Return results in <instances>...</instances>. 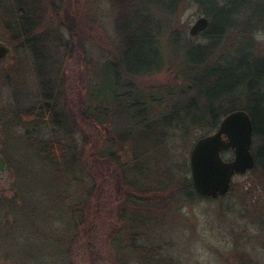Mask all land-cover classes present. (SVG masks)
<instances>
[{
  "label": "rangeland",
  "instance_id": "rangeland-1",
  "mask_svg": "<svg viewBox=\"0 0 264 264\" xmlns=\"http://www.w3.org/2000/svg\"><path fill=\"white\" fill-rule=\"evenodd\" d=\"M202 1L218 19L221 30L228 29L227 36L210 52L209 67L194 73L189 64L205 59L190 49L209 41L189 34L200 17L211 22L205 7L193 0H180L171 15L154 4L150 12L159 25L155 30L160 31L164 66L151 76L132 79L141 94L130 88L121 74L125 61L115 26L119 9L111 0L60 1L57 8L61 11L53 9L54 0H0V43L11 49L0 61V155L10 154L21 167L19 184L27 201L17 228L6 226L15 222L12 217L0 221V264H68L60 252L68 216L62 210L42 211L51 199H63L62 194L53 196L58 183L53 179L58 176L56 168L49 169L47 178L37 147L20 136L33 128H10L3 122L8 111L37 105L41 89L48 91L49 86L63 111L65 128H42L39 136L65 140L76 147L83 165V169L80 164L76 168L79 176L94 185L90 217L84 235L73 243L69 264H154L146 257L140 262L133 252L135 245L153 252L155 264L163 260V264H242L236 255L240 253L264 262V168L256 163L247 174L236 176L231 192L224 197H186L181 182L192 177L191 150L209 129L188 123L184 133L172 126L160 142L165 129L159 128L158 122L171 123L183 107L188 109L185 99L196 92L192 91L194 76L198 93L203 91L204 97L239 95L243 79H247L246 89L257 81L264 83V0ZM17 7L30 13L23 17L24 24L35 27L29 35L34 41L28 44L30 49L23 46L25 38L16 36ZM250 71L254 75L259 72L258 80ZM214 73L216 77L210 78L214 83L205 87L202 82ZM227 73L233 78L225 77ZM177 88L186 91L185 99L177 95ZM129 92L131 97L124 98ZM152 94L154 99L165 100V106L153 104L154 117L138 105L143 95L150 99ZM91 102L104 107L102 116L110 125H97L92 116L83 118ZM197 108L198 104L189 107L193 116L199 112ZM10 132L19 136L8 140ZM109 138L122 140V144L113 142L114 157H101L110 148ZM156 144L158 148L152 151ZM262 147L264 141L254 137L255 157ZM233 157V152L224 155L226 160ZM17 184L15 169L8 167L0 175V198L17 197L20 206L23 200ZM73 195H77L76 188ZM140 202L151 206L146 208ZM145 209L148 211L143 212ZM9 234L5 245L4 237Z\"/></svg>",
  "mask_w": 264,
  "mask_h": 264
},
{
  "label": "trees",
  "instance_id": "trees-1",
  "mask_svg": "<svg viewBox=\"0 0 264 264\" xmlns=\"http://www.w3.org/2000/svg\"><path fill=\"white\" fill-rule=\"evenodd\" d=\"M54 1L56 2V7L53 9L61 11V8H57V4L60 1L64 4L65 0ZM212 1L215 2L214 0ZM111 2L119 9V13L115 20V26L116 31L120 37L121 52L123 54V60L125 61L124 72L120 73L125 77L126 83L130 88H133L141 93V91L135 86L134 82H132V79L151 76L152 74L161 71L164 66L163 50H161V43L159 40L160 31L156 32L155 30V28H158L159 25L153 12H150V7L154 4H157V6H160L161 9L173 15L178 9L180 0H156V2L154 0H111ZM193 2L201 5L202 7H205L206 14L211 18L209 28L200 35L202 38L207 39L209 43L203 46H194L190 49L193 53H198V55L205 58L199 63L189 62L192 71L195 70L194 73H196L198 71H201L205 67H209L207 61L209 60L210 52L213 49L215 50L219 46L220 41L223 37L227 36L228 29L221 30L218 19L210 13V10H208V8H206L208 5L205 4V1L193 0ZM24 16H30V13H26L25 11H23V9L17 7L15 12V25L17 29L16 36L18 40L25 38L23 46L30 49L31 47L28 44H30L31 42L33 43L34 41L33 39L29 38V35L35 29V27H29L25 25L23 20ZM32 19L34 20V18ZM126 61H128L127 64ZM110 64H112L113 66H117L118 63L111 62ZM204 64L206 65L203 66ZM252 71H250L249 74H252ZM252 75L254 77L256 76L258 80L259 72H257L256 75ZM229 76L230 78H233L232 73H227L225 75V77ZM250 76L251 75H249V77ZM214 77H216L215 73L214 75H208L206 81H203L202 84L205 87L212 86L214 82L210 81V78ZM194 80L195 86H193L192 91L196 92L193 94V96L185 99L184 96L186 95V91L184 92V90L181 88H177L175 91L179 97L186 100L185 105H188V109H184L183 107L174 115L173 121L171 123H167V121L159 118L160 121L158 122V127H162L165 129L164 136L160 142H162L166 138V135L169 134V128L172 126L175 129L180 128V131L182 130L184 131V133H186V131H188L186 128V125L188 123H190L191 127H207L209 131L206 135L212 134L218 129L222 119L225 116L237 110H245L249 113L254 123V137H257L259 138V140L261 139L264 141V83H260L259 81H257L251 87H249V84L248 88L246 89L247 79H243L240 85L242 88V92H240L239 95L217 94L216 96H211L207 94L204 97L203 91L198 93L196 86L197 80L195 76ZM49 87V89L47 88L48 91H46L45 88L41 89V95L37 105L31 107V109L29 110L8 111L7 115H9V118H6V115L5 118L3 117V122L6 121L8 124L6 125L10 128L14 127L15 125L23 128H33V131H31L30 129H26L25 131L27 132L20 136H23L25 140H27V143L31 142V145L37 147L39 161L42 165L41 170L44 171L45 174H47V178L50 177L48 175V172L50 171L49 169L51 167L56 168V172L58 173L59 177L57 175H54L53 179L54 182L58 181L59 186L57 187V183L56 193L53 196L57 195L59 197V195L62 194L63 199L59 198L62 199L60 201H58V199L57 201L51 199V201L47 203V208L42 209V211L51 212L55 210H62L64 213H66L65 216H68V218L64 219L65 224L62 234L63 248L60 252L64 257V260L69 264L72 256L71 248L73 246V243H75L77 240H79L80 237H82V235H84L83 231L85 228V224L87 219L90 217V191L91 189H93L94 185L92 184V181L85 178V176H79V171L76 168L80 164L81 168L83 169V165L81 162V153L76 147H73L72 144L66 143L67 141L65 142V140L62 141L61 139L57 138L46 140L42 139L39 136L42 128L44 129L47 127L48 129L53 130H61L65 128V125L61 120L63 111H61L54 102V92L52 90V87ZM186 89L187 91L190 90V88L188 87ZM130 95L131 92L126 93L124 95V98H129L131 97ZM153 95L154 94L151 95L150 99L145 98L143 95L138 104L142 107L146 115H148L150 112V117H154V103L165 106V104H163V102H165V100H163L164 98L159 99L155 97L154 99ZM245 101L247 102V104L243 105ZM166 103H168V100ZM196 104L199 105V108H197V111L199 112L194 114L193 116L189 107ZM182 110L183 112H181ZM103 112V106L94 105L93 102H91V106L87 107L84 112L85 116H83V118L88 119L90 118V116H92V118L96 120L97 125H110V123L103 118ZM167 113H169V111ZM6 135L8 137V140L19 136H14V134H11V132L9 134L7 133ZM115 141L116 143H118L122 140H110V148L109 150H107L108 152H102L100 154L101 157L108 156L109 158H111L115 156L116 153L113 152V142ZM157 145L158 144L155 145L152 151L158 148ZM5 158L9 163V167L14 168L17 174V187L19 188L18 196L23 200V205L21 204L19 206L17 197H14L13 199L1 197L0 221H3L4 219L10 220V217L14 218L15 222H13L11 226L9 225V223H7L6 225L8 228L14 230L13 228L18 227L19 220L22 218L19 215L24 216L27 208L24 206L27 202L26 192H23L20 189L21 186L19 184V180L22 177L21 167L16 165L10 154L6 153ZM255 158L257 161V165L260 164L264 168V147H262V149L258 151ZM181 187L183 189V194L186 197L197 194L194 189L192 180L188 179V177H186V179L181 182ZM75 188L77 190L76 197H74L75 195H73ZM188 190H192L193 192L190 193L188 192ZM136 193H139V191L137 190ZM135 195L143 197L141 196V194ZM139 204L146 206V208L151 206L142 202H140ZM138 207L141 209L140 206ZM147 211L148 210L145 209V211L143 212ZM9 238H11L10 234L9 236L6 235L4 237L3 242L5 245L9 241ZM137 246L138 245L134 246L135 250H133V252L140 258V262L142 260V257H146L148 259H151L152 263L155 264L156 259L155 256H153V252H150L148 248L140 249ZM0 247L2 248L3 245L0 244ZM119 261L121 262V259H119ZM164 262L165 261L163 260L161 263L163 264Z\"/></svg>",
  "mask_w": 264,
  "mask_h": 264
},
{
  "label": "water",
  "instance_id": "water-1",
  "mask_svg": "<svg viewBox=\"0 0 264 264\" xmlns=\"http://www.w3.org/2000/svg\"><path fill=\"white\" fill-rule=\"evenodd\" d=\"M210 26V20L200 17L191 27L189 34L196 38ZM11 53L10 47L0 43V60ZM254 123L245 110L228 114L218 130L199 139L190 153L192 182L196 192L202 197L219 198L227 195L236 175L246 174L255 167L252 153ZM232 150L234 157L230 161L223 154ZM8 168V162L0 155V175Z\"/></svg>",
  "mask_w": 264,
  "mask_h": 264
},
{
  "label": "flooded vegetation",
  "instance_id": "flooded-vegetation-1",
  "mask_svg": "<svg viewBox=\"0 0 264 264\" xmlns=\"http://www.w3.org/2000/svg\"><path fill=\"white\" fill-rule=\"evenodd\" d=\"M232 190V187H231ZM262 247H264V244H262ZM238 253L241 252V249L239 251H237ZM239 258V260L242 262V264H264V262H260L257 261L254 258H250L249 256L245 255V253L243 254H236Z\"/></svg>",
  "mask_w": 264,
  "mask_h": 264
}]
</instances>
